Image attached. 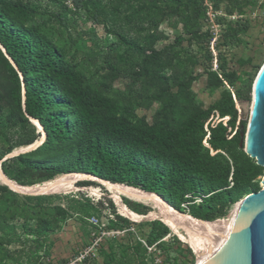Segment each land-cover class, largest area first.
Masks as SVG:
<instances>
[{
  "label": "trees",
  "instance_id": "obj_1",
  "mask_svg": "<svg viewBox=\"0 0 264 264\" xmlns=\"http://www.w3.org/2000/svg\"><path fill=\"white\" fill-rule=\"evenodd\" d=\"M43 1L0 0V43L17 66L0 47V163L10 179L33 185L64 173H89L155 192L177 210L206 221L226 217L244 196L261 189L264 166L240 147L247 122L236 106L252 99L254 76L243 71L252 60H239L241 70H235L232 58L219 49L243 42L250 33L249 15L257 0H209L229 18L217 17L222 26L217 67L210 62L205 69L208 85L223 90L208 107L193 91L197 76L188 64L197 55L179 49L183 41L210 46L205 0H74L119 37L120 45L104 53L105 73L95 81L69 59L66 47L34 24ZM163 21L181 25L183 36L158 48L165 37L159 30ZM119 78L124 88L114 86ZM140 109L153 110L151 119L138 114ZM216 113L229 119L209 123L207 130ZM30 117L41 123L44 139L5 158L42 137ZM72 201L64 206L42 195L21 196L0 182V264H54L53 237L75 214L87 237L96 234L98 227L85 220L96 206L88 197ZM106 201L113 214L110 227L130 230L137 224L117 213L111 199L97 206ZM123 201L139 214L150 210L129 198ZM138 225L147 226L145 245L133 237L127 242L111 238L100 248L104 264H154L149 247L160 248L166 264H195L192 248L162 220ZM12 246L21 249L14 252Z\"/></svg>",
  "mask_w": 264,
  "mask_h": 264
},
{
  "label": "rangeland",
  "instance_id": "obj_2",
  "mask_svg": "<svg viewBox=\"0 0 264 264\" xmlns=\"http://www.w3.org/2000/svg\"><path fill=\"white\" fill-rule=\"evenodd\" d=\"M259 7L264 8V0H257V7L255 9H259ZM42 8L43 11L36 17L34 24H40L55 42L66 47L69 59L77 63L90 79L95 81L101 78L105 73L103 61L104 53L110 46L120 45L119 37L111 33L108 27L96 23L88 14L82 2L77 6L74 0H44L42 2ZM218 16L222 17L224 21H227L229 18L225 17V12L222 9L219 11ZM258 26L259 23H253L250 33L243 37V42L227 47L222 45L219 47L227 56L232 58L230 66L235 70H241L239 60L251 58V63L244 65L243 71L250 72V76H254L253 84L264 64V33L261 32ZM204 28H209V25L207 24ZM159 30L164 32L165 37L157 42L156 47L158 48L167 44H172L178 36H183L181 25L174 27L167 21H163L160 24ZM179 49L182 51L183 55L196 53V62L188 64L189 69L197 76L193 83V91L198 101L201 102L204 107H208L220 97L223 90L222 87L208 85V76L205 69L210 62H212L213 68H215V57L219 50L217 48L213 50L211 46H208L204 42L201 44L194 43L193 45H188L186 41H183V43L179 45ZM208 51L211 52V59L207 57ZM245 82H248V78H245ZM113 83L117 88H124L125 80L119 78L114 80ZM252 102L253 98L249 101H238L236 104L240 119L247 122V128L252 110ZM152 112L153 110H138V114L145 115L148 120L151 119ZM262 178L263 176L260 177L261 188L263 186ZM84 180H90L92 183L87 185L78 184V189L68 192L42 193L36 195L17 192L21 196H46L50 203L62 204L64 206L72 204L73 197H88L90 203L96 206L90 209V215L85 217L86 222L98 227L97 233H92L91 238L87 237L84 233L78 214H75L73 218H69L67 225L54 235V264H59L58 261L61 259H67V263L70 262L72 264H104L100 248L107 240L114 237L121 242H127L129 237H133L134 239L140 240L145 245L144 234L147 231V226L138 225V223L147 220H131L132 222H137V224L132 225L130 230L110 227L109 218H113V214L107 203L108 201L105 202L103 207H98L97 204L101 199H111L116 207L117 213H120L119 207L113 198V194L107 187L100 185L96 179ZM93 188H97L98 191L94 193ZM235 208L236 204L230 209L226 217H229ZM172 233L177 235L185 246L190 247V245L173 229ZM10 248V250L14 252L15 250L21 249L20 246H12ZM148 253L154 264H166L164 263L165 255L160 248L149 247ZM193 253L195 264H197L199 256L194 250Z\"/></svg>",
  "mask_w": 264,
  "mask_h": 264
},
{
  "label": "water",
  "instance_id": "obj_3",
  "mask_svg": "<svg viewBox=\"0 0 264 264\" xmlns=\"http://www.w3.org/2000/svg\"><path fill=\"white\" fill-rule=\"evenodd\" d=\"M0 47L17 68L1 43ZM252 98L253 102L249 124L246 133L242 134L240 147L250 157L254 158L257 164L264 166V64L254 81ZM30 119L37 127V122L41 126L42 137L40 141L38 140L32 145L14 150L12 153L6 155L5 158L36 148L45 137V131L39 120L33 117H30ZM0 172L4 176H7L2 170L1 163ZM83 174L99 178L93 174ZM105 181L110 182L108 180ZM262 185L259 191L247 194L236 203L235 217L225 240L208 259L197 264H264V175ZM149 193L155 194L164 202L169 203L159 194L155 192Z\"/></svg>",
  "mask_w": 264,
  "mask_h": 264
},
{
  "label": "bare ground",
  "instance_id": "obj_4",
  "mask_svg": "<svg viewBox=\"0 0 264 264\" xmlns=\"http://www.w3.org/2000/svg\"><path fill=\"white\" fill-rule=\"evenodd\" d=\"M37 125L42 132L38 122ZM84 179H96L100 185L107 187L113 194V198L119 207L120 213L130 220H162L171 229L177 232L198 254V263H202L208 259L221 246L229 233L236 213L235 208L229 217L218 218L213 221H203L190 213L180 212L170 203L164 202L159 196L141 188L131 187L127 184L107 182L88 174L77 172L64 173L45 182L33 185H22L10 179L8 176H4L0 172V180L3 184L8 185L10 189L16 192L24 194L68 192L78 189V182ZM93 191L96 193L98 190L97 188H93ZM123 197L146 204L150 207V210L144 215L134 212L124 203Z\"/></svg>",
  "mask_w": 264,
  "mask_h": 264
},
{
  "label": "built area",
  "instance_id": "obj_5",
  "mask_svg": "<svg viewBox=\"0 0 264 264\" xmlns=\"http://www.w3.org/2000/svg\"><path fill=\"white\" fill-rule=\"evenodd\" d=\"M205 5L207 6V23H208L209 28L211 29V31L213 33V38L210 41V46L214 50L215 45H216V43H217V41L221 35L222 26L217 21V17L219 15V12H216L213 9L211 2L209 0H205ZM230 18L236 19V18H238V16L233 15V16H230ZM249 18L252 21V23H254V22L259 23L258 27L261 30V32L264 33V25H263L264 24V9L259 8V9L253 10L250 13ZM215 67H217V59L216 58H215ZM228 119H229V117L220 118L219 114L216 113V115H212V117L206 122V125H205L206 129L208 130L209 123H211L212 126H215L220 121H223L224 123H226V121ZM199 200H200V198H199ZM67 264H72V263L68 262Z\"/></svg>",
  "mask_w": 264,
  "mask_h": 264
}]
</instances>
